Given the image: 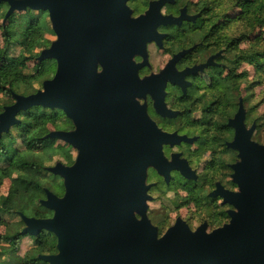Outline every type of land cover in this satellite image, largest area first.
I'll use <instances>...</instances> for the list:
<instances>
[{"label":"water","instance_id":"95a60500","mask_svg":"<svg viewBox=\"0 0 264 264\" xmlns=\"http://www.w3.org/2000/svg\"><path fill=\"white\" fill-rule=\"evenodd\" d=\"M172 0L151 3L145 15L132 17L129 0H0L7 3L3 23L15 12L45 10L56 40L41 51L38 62L54 60L56 71L42 89L29 95L11 92L14 103L0 113V135L17 122V114L33 106L61 110L71 130H54L57 139L77 156L71 165L61 161L48 168L63 180L64 194L45 189L39 200L51 210L49 218L19 213L23 234H54L57 252L39 255L47 264H264V144L253 139L256 122L246 125L243 98L228 126L234 129L228 147L238 151L231 165L237 191H215L230 220L208 231L207 223L192 230L182 219L162 236L148 218L147 170L155 168L166 180L177 155L168 161L163 142H194L187 136L162 132L149 117L146 85L165 81L168 68L188 51L178 53L157 76L140 79V64L148 59L147 46L161 45L157 25L186 19L162 16L160 8ZM212 59L180 73L178 83L186 94L184 77L212 65ZM101 67V71H99ZM155 98L158 112L174 116ZM171 146L175 144H169Z\"/></svg>","mask_w":264,"mask_h":264},{"label":"trees","instance_id":"16d2710c","mask_svg":"<svg viewBox=\"0 0 264 264\" xmlns=\"http://www.w3.org/2000/svg\"><path fill=\"white\" fill-rule=\"evenodd\" d=\"M188 2L181 0L182 5ZM200 5L203 12L207 9L211 14L213 46L227 47L231 64L248 65L254 70L250 79L246 71L235 74L234 67L225 81L212 86L213 91L227 94L231 117L242 97L241 84L246 83L248 93L243 97L245 108L255 97V87L264 84V0H202ZM7 11L8 4H0V113L14 103L11 92L32 94L31 88L56 70L54 60H37L41 51L52 43L47 37L55 36L47 11L15 12L3 23ZM31 62L35 65L29 72ZM8 94L11 96L6 98ZM257 107L247 109L248 124ZM263 118L252 120L256 121L257 130ZM72 128V122L61 110L33 106L19 112L16 124L0 135V227L5 228V233L0 234V258L5 260L4 264H47L38 256L57 252V238L51 232L41 231L36 236L23 234L25 225L19 213L35 218L53 215L39 200L45 198L46 188L62 196L64 186L62 178L48 168L58 161L73 164L75 154L71 146L46 136L54 130ZM204 134L207 133L201 135ZM215 135L219 139L208 134L207 141L224 144L231 139L232 130L228 128ZM6 181H10V186L3 193Z\"/></svg>","mask_w":264,"mask_h":264},{"label":"flooded vegetation","instance_id":"af4514ba","mask_svg":"<svg viewBox=\"0 0 264 264\" xmlns=\"http://www.w3.org/2000/svg\"><path fill=\"white\" fill-rule=\"evenodd\" d=\"M156 1L159 0H129L128 6L132 10V17L138 18L145 15L151 3ZM200 3L201 1H189L188 4L182 5L181 0L165 3L160 8L162 16H170L176 20L181 17L182 9L186 8V15H184L186 19L179 23L157 25L158 34L163 35L162 47L157 41H153L147 46V61H144L141 56L134 57V62L141 65L138 75L140 79H145L159 75L174 56L182 51H188L168 68L165 81L153 80L146 85V98L140 99L141 104H146L149 117L162 132L178 136L185 135L189 139H194L192 143H162L164 144L163 154L168 161L172 160L173 155H177L175 166L179 169L171 170L168 180L153 167L147 170L146 184L151 186L148 195L152 198L148 201L147 215L152 224L158 228L159 236L172 227L179 218L192 230H196L204 223H207L208 231L223 226L229 222L228 211L233 207L224 204L221 196L214 197L212 194L218 189L219 191L238 190L237 185L232 181L231 168L238 159V151L228 147L227 143L232 141L234 136V129L228 126V122L234 117L240 98L243 97L239 98L237 109L229 117L227 94L213 91L212 86L219 81H225L234 67L237 68L235 74H242V65L239 67V65L231 64L227 47L213 46L211 14L207 9L203 12ZM151 47L154 48L156 56L152 54ZM158 57L166 59L157 61ZM210 59H212V65L184 77V81L190 84L184 94L182 87L178 84L181 81L180 73L186 69L203 66ZM101 70L99 67V71ZM162 93H164L166 108L174 112V116H164L158 112L154 96L159 98ZM246 120L248 128L256 122L253 121L249 125ZM228 128L232 130V137L225 140L224 144L207 141L208 134H212V137L217 140L219 137L216 138L215 134L226 132ZM202 133L207 134L201 135ZM169 193L173 195L169 206H159L157 209L151 207L153 203L162 205L163 200L169 197ZM183 211H185L184 216L178 215ZM170 212L177 216L172 218ZM197 215L205 219L193 228ZM162 227L165 230L161 232Z\"/></svg>","mask_w":264,"mask_h":264},{"label":"rangeland","instance_id":"374dc122","mask_svg":"<svg viewBox=\"0 0 264 264\" xmlns=\"http://www.w3.org/2000/svg\"><path fill=\"white\" fill-rule=\"evenodd\" d=\"M189 1H193V2H197V1H202V0H189ZM2 21H0L1 23ZM52 28V27H51ZM54 33V32H53ZM55 35V34H54ZM50 41H55L56 40V36H53V35H49L47 37ZM0 42H1V38H0ZM151 51H152V54L155 55V51H154V48L151 47ZM160 55V53H159ZM156 56V55H155ZM231 55H229L230 57ZM157 61H162L163 58L161 57H158L156 58ZM166 58H164L163 60H165ZM35 65V62H31L29 64V69L31 72L32 69H33V66ZM55 69V68H54ZM241 70L244 72H248L249 75H250V79H252L254 77V70H253V67L251 66H248V65H242L241 66ZM56 71V70H55ZM54 75H50L48 77H46L45 79H42L41 80V83H36L32 88H31V91L32 93H36L38 90H41L42 89V84L43 82L46 80V79H50L52 78ZM241 87H242V97H245L248 93L246 92V83H242L241 84ZM254 94H255V97L254 99H252L251 101H249V103L247 102L246 104V109H250L252 108L253 106H258L257 107V110L256 112L251 116V119L249 120V125L252 123V120L254 118H257V117H261V116H264V84L262 86H257L255 87L254 89ZM11 95L8 94L6 95V98H9ZM261 128L259 130H257L254 134V140L259 142V143H262L264 144V118L262 119L261 121ZM71 150L74 152L75 154V157H76V151L71 147ZM63 182V180H62ZM9 186H10V181H6L4 183V186H3V189H2V192L5 193L8 191L9 189ZM52 191H55V190H52ZM56 194V192H55ZM58 195V194H57ZM172 193H169V197H167L166 199L163 200L162 202V205H159L158 203H153L151 204V207H153L154 209H157L159 206L163 207V206H169L170 205V200L172 198ZM171 213V212H170ZM181 215V216H184L185 214V211H183L182 213H178V215ZM175 216H177L175 213H171V217L172 218H175ZM205 218H203V216H199L197 215L196 216V219H195V222H193V228L198 226L200 223H201V220H203ZM5 233V228L4 227H0V234H4ZM1 249V247H0ZM24 253H21L20 255H23ZM4 259L3 258H0V264H4Z\"/></svg>","mask_w":264,"mask_h":264}]
</instances>
